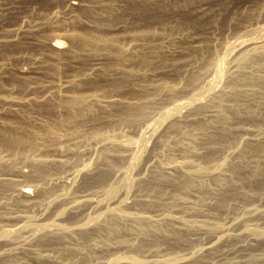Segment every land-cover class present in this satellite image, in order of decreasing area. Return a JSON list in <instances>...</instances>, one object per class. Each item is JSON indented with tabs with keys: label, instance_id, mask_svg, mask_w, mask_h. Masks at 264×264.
Listing matches in <instances>:
<instances>
[{
	"label": "rangeland",
	"instance_id": "1",
	"mask_svg": "<svg viewBox=\"0 0 264 264\" xmlns=\"http://www.w3.org/2000/svg\"><path fill=\"white\" fill-rule=\"evenodd\" d=\"M262 22L264 0H0V95H10L0 101V130L34 141L20 148L0 142V264H104L118 257L154 264H264V237L245 231H264V54L259 62L239 63L240 74L224 71L215 89L205 90L223 45L253 37ZM94 23L111 39L84 47L71 38ZM53 39L60 40L61 51L52 48ZM241 47L234 59L249 46ZM226 83L247 92L218 93ZM51 87L64 89L63 97L96 94L102 103L79 114L58 106L56 98H42ZM17 98L23 101L12 102ZM190 98L188 107L162 120L165 110ZM153 122V135L143 136ZM109 136L133 140V146L119 153L100 150L97 139ZM135 147L138 159L128 163ZM87 161L91 167L85 169ZM113 166L132 177L109 200L103 193L119 176ZM160 166L170 169L161 172ZM199 169L213 175L186 173ZM113 208L164 220L151 225L118 219ZM35 223L66 228L43 233L32 231ZM206 244L209 250L198 249Z\"/></svg>",
	"mask_w": 264,
	"mask_h": 264
},
{
	"label": "bare ground",
	"instance_id": "2",
	"mask_svg": "<svg viewBox=\"0 0 264 264\" xmlns=\"http://www.w3.org/2000/svg\"><path fill=\"white\" fill-rule=\"evenodd\" d=\"M180 1V0H179ZM172 2H174V1H172ZM175 2H176V0H175ZM142 3V2H141ZM139 4V5H141V7H143L142 6V4L144 3H142V4ZM146 3H148V2H146ZM146 3H145V5H146ZM171 3V2H170ZM169 3V4H170ZM135 4V3H134ZM137 5H138V3H136ZM172 4V3H171ZM180 4V3H179ZM188 4V3H187ZM138 5V6H139ZM144 5V4H143ZM190 5H193V4H190ZM201 5V4H200ZM204 5V4H203ZM129 7L131 6V4L129 3V5H128ZM133 6V5H132ZM132 6L130 7L131 9H132ZM136 6V5H135ZM176 6V5H175ZM175 6H173V7H175ZM180 6V5H179ZM199 6V5H198ZM140 7V6H139ZM160 7H162V5H160ZM159 7V8H160ZM164 7H165V4H164ZM187 7H188V5H187ZM128 8V7H127ZM135 9H136V11L138 10L137 9V6L136 7H134ZM144 8H145V6H144ZM177 8V7H176ZM197 8V7H196ZM129 9V8H128ZM130 9V10H131ZM135 9H133V12L135 11ZM161 10L162 9H164L163 7L162 8H160ZM171 9H172V7H171ZM182 9V8H181ZM190 9V8H189ZM200 9V8H199ZM198 9V10H199ZM141 10V9H140ZM149 10V9H148ZM159 10V9H158ZM176 10V9H175ZM202 10V9H201ZM205 10V9H204ZM204 10H202V11H204ZM126 11H128V10H126ZM196 11V10H195ZM201 11V12H202ZM206 11V10H205ZM137 12H140L139 10L137 11ZM143 12V11H142ZM189 12V11H188ZM148 13V12H147ZM159 13V12H158ZM157 13V14H158ZM190 13V12H189ZM202 14V13H201ZM159 15V14H158ZM160 15H162L161 13H160ZM153 16H155V15H153ZM153 16H151V17H153ZM165 16V15H164ZM256 16V15H255ZM157 17V16H156ZM163 16H161V18H162ZM175 17H176V15H175ZM206 17V16H205ZM257 17H258V15H257ZM158 18V17H157ZM160 17H159V19H161ZM194 18V17H193ZM198 18V17H197ZM91 19V18H90ZM94 19V18H93ZM154 19V18H153ZM158 19V21H160ZM164 19V18H163ZM162 19V20H163ZM172 19V18H171ZM203 19V18H202ZM95 20V19H94ZM161 20V21H162ZM93 21V20H92ZM101 20H99V22H100ZM155 21V20H154ZM173 21V20H172ZM261 21V20H260ZM94 22V21H93ZM95 22H97L98 23V20H97V18H96V21ZM181 22V21H180ZM189 22V21H188ZM102 23V22H101ZM101 23H99L100 24V26H101ZM181 23H183V22H181ZM91 24V23H90ZM95 24V23H94ZM160 24H163V23H160ZM179 24V23H178ZM131 25V24H130ZM135 25V24H134ZM100 26H98V25H96L95 24V26H92L93 28L91 29V30H89V31H84V32H81L80 34H75L73 37H71L72 39L73 38H77V40L78 41H80L79 43H80V45L82 46L83 44H84V47L85 46H89V47H92V45H94V43H105V42H107L108 40H110L111 38L110 37H108L107 35H104V33L102 32V30H100ZM103 26V25H102ZM102 26H101V28H102ZM128 26V25H127ZM136 26V25H135ZM147 26V25H146ZM145 26V27H146ZM150 26V25H149ZM149 26H147L148 27V29H149ZM158 26V25H157ZM192 26V25H191ZM139 27V26H138ZM138 27L136 28V30H138ZM141 27H144V26H142L141 25ZM141 27H140V30H141ZM165 27V26H164ZM180 27V26H179ZM184 27V26H183ZM163 28V27H162ZM134 29V28H133ZM175 29V28H174ZM255 31H253L254 32V36L253 37H250V38H240V39H234V40H231L230 42H228V43H226V44H224L223 45V53H222V55L223 56H221V58H219V59H217L216 58V63L214 64V67L212 66L213 64H211V67L213 68L212 69V71H211V69H208L207 68V70H206V72H209V74H210V71H211V73L212 74H210L209 76L210 77H207V78H205V79H207L206 80V85H207V87H206V89L205 88H203V89H205L206 90V94H207V92H209V94H210V91L209 90H211V88H212V91H213V88L215 89V86L216 85H218L217 83H219L220 81H221V77L224 75V71H227V72H233V74H234V72L236 73H239V72H241V70H237V66L239 65V63H241L240 65H242V62L244 61H246L247 62V60L248 59H250L251 58V60L252 61H249V62H253V61H256V62H259L262 58H261V55H263L264 54V23L262 22V23H260L258 26H256L255 28H253ZM154 30V29H153ZM129 31H131V30H129ZM129 31H128V34H129ZM143 33L144 32H147V33H149V32H151V30L149 31H147V28H145V29H143L142 28V30H141ZM140 31V32H141ZM252 31V30H251ZM134 32V31H133ZM138 32V31H137ZM175 32V31H174ZM255 32L257 33V35H255ZM153 33V32H152ZM149 34H151V33H149ZM155 34V33H154ZM161 34V33H160ZM250 34V33H249ZM72 35V34H71ZM143 35V34H142ZM156 35H157V32H156ZM70 36V35H69ZM134 36V35H133ZM147 36V35H146ZM153 36V35H152ZM168 36H170V35H168ZM174 36V35H173ZM172 36V37H173ZM139 37V36H138ZM137 37V38H138ZM142 37H144V36H142ZM148 37H149V39L151 38V35L149 36L148 35ZM156 37V36H155ZM158 37H161V36H158ZM164 37H166L165 35H164ZM130 38H131V36H130ZM154 38V37H153ZM140 39H141V37H140ZM143 39V38H142ZM147 40H149L148 38H146ZM152 39V38H151ZM159 39V38H158ZM163 39V38H162ZM176 39H178V38H176ZM144 40V39H143ZM202 40V39H201ZM146 41V40H145ZM76 42V41H75ZM207 43V42H206ZM205 43V44H206ZM51 44V46H52V48L54 49V50H57V51H61V48H60V46H61V44H60V40H58V39H56V40H54L53 39V41L50 43ZM75 44V43H74ZM73 44V45H74ZM205 44H204V46H205ZM208 44V43H207ZM77 45H78V43H77ZM76 45V46H77ZM80 45L78 46V48L80 47ZM209 45H211V44H209ZM75 46V49L77 48ZM124 46V45H123ZM241 46H249L248 48H246V49H242L243 51L241 52V54L242 55H240V57H237V59L235 58L234 59V57H235V55L232 57L231 55L233 54V53H239V48H242ZM83 47V48H84ZM126 47V46H125ZM77 48V49H78ZM129 48V47H128ZM195 48V47H194ZM121 49V48H120ZM131 49H132V46H131ZM74 50V49H73ZM128 50V49H127ZM199 50V49H198ZM207 50V49H206ZM209 50H210V48H209ZM237 50H238V52H237ZM71 51V50H70ZM76 51V50H75ZM194 51V50H193ZM203 51V50H202ZM205 51V50H204ZM211 51V50H210ZM73 52V51H72ZM131 52V51H130ZM129 52V53H130ZM214 52V51H213ZM128 53V54H129ZM132 53V52H131ZM209 53V52H208ZM202 54H203V52H202ZM210 54V53H209ZM240 54V53H239ZM132 55H134V52H133V54ZM198 55V54H197ZM213 54H211V57L213 58V56H212ZM242 56V57H241ZM260 56V57H259ZM131 57V56H130ZM209 57V56H208ZM231 57L233 58V59H231ZM264 57V56H263ZM248 58V59H247ZM207 59H209V58H207ZM206 59V60H207ZM211 59V58H210ZM214 59V58H213ZM264 59V58H263ZM201 60V59H200ZM236 60H238V61H236ZM208 61V60H207ZM227 61H229V62H231V65L230 66H228V67H226V62ZM264 61V60H263ZM193 62V61H192ZM196 62V61H195ZM243 62V65H245V63ZM210 63H211V61H210ZM209 62H208V64H210ZM212 63H213V61H212ZM254 63V62H253ZM263 63V62H262ZM261 63V64H262ZM251 64V63H250ZM257 64V63H256ZM264 64V63H263ZM262 64V65H263ZM206 65H207V63H206ZM206 65H205V67H206ZM242 65V66H243ZM248 65L249 64H247V67H248ZM255 65V64H254ZM260 65V64H259ZM208 66V65H207ZM261 66V65H260ZM204 66H203V69L205 68ZM210 67V66H209ZM210 67V68H211ZM247 67H246V69H247ZM256 67H258V66H256ZM238 68H239V66H238ZM249 68V67H248ZM260 68V67H259ZM241 69H245V68H241ZM255 69V68H254ZM262 69V68H261ZM252 70V69H251ZM201 71V70H200ZM204 71V70H203ZM243 71V70H242ZM246 71H248V70H244L243 72H246ZM258 71H259V69H258ZM243 72H242V74L241 75H243ZM253 72V71H252ZM252 72H250V70H249V73H252ZM257 72V71H256ZM248 73V74H249ZM255 73V72H254ZM192 74V73H191ZM240 74V73H239ZM238 74V75H239ZM257 74V73H256ZM196 75V74H195ZM229 75V74H228ZM245 75V74H244ZM260 75V74H259ZM258 75V76H259ZM193 76V75H192ZM201 76V75H200ZM203 76V75H202ZM208 76V75H207ZM231 76H232V74H231ZM234 76V75H233ZM237 76V75H236ZM247 76V75H246ZM264 76V75H263ZM229 77V76H228ZM254 77H256L255 75H254ZM236 78H239V82L241 81L240 79H241V76L240 77H236ZM248 78V77H247ZM259 78H262V77H259ZM191 79H193V78H191ZM232 79H235V78H232ZM257 80H259V79H257ZM263 80V79H262ZM189 82V81H188ZM226 82V81H225ZM229 82V81H228ZM227 82V83H228ZM245 82V81H244ZM247 82V81H246ZM251 82V81H250ZM256 82V81H255ZM69 83H70V85H71V80L69 81ZM191 83V82H190ZM193 83V82H192ZM225 84L224 86H223V88L220 90L219 89V91H217L218 93L220 92V94H221V92L222 93H240V92H243V91H246V89H248V88H242V87H239V88H233V87H229L230 85H228V84ZM259 83V82H258ZM261 83V82H260ZM96 84V83H95ZM98 84V83H97ZM248 84H249V82H248ZM252 84V83H251ZM69 84L68 83H65L64 84V88H66L67 86H68ZM240 85V84H239ZM42 86V85H41ZM41 86H40V88H41ZM162 86V85H161ZM164 86V85H163ZM195 86V85H194ZM233 86H235V85H233ZM237 86V85H236ZM240 86H242V85H240ZM253 86V85H252ZM261 86V85H260ZM259 86V87H260ZM39 87V86H38ZM42 87H44V86H42ZM98 87H100L99 85H98ZM97 87V88H98ZM205 87V86H204ZM30 88H32V86L30 87ZM44 88H46L47 89V87H44ZM52 89L47 93V95L46 96H43L42 95V98L44 97V99L47 97V99H48V101L49 102H51L49 99L50 98H56L57 100V104H58V106H63V107H65L66 109H72V108H74L75 110H76V112L77 113H82L83 112V109L85 108L84 106H89V104H94V103H97V104H99L101 101L99 100V97H97L96 96V94L95 95H87L86 94V96L85 95H75V96H67V97H63L62 96V91H64V89H59V88H54V87H51ZM194 88V87H193ZM198 88V87H197ZM250 88V87H249ZM201 89V88H200ZM253 89V88H252ZM45 90V89H44ZM197 90V89H196ZM199 90V89H198ZM251 90V89H250ZM254 90V89H253ZM259 90H260V88H259ZM262 90V89H261ZM264 90V89H263ZM74 91V90H73ZM202 91V90H201ZM201 91L199 90V92L201 93ZM252 91V90H251ZM45 92H47V90L45 91ZM67 93H69L68 91H66ZM203 92H204V90H203ZM202 92V93H203ZM247 92V91H246ZM72 93V92H71ZM71 93H70V95H71ZM77 93V92H76ZM82 93V92H81ZM244 93V92H243ZM63 94H65V92L63 93ZM75 94V93H74ZM89 94V93H88ZM195 94V93H194ZM215 94V93H214ZM217 94V93H216ZM68 95V94H67ZM202 95V94H201ZM225 95V94H224ZM230 95H232V94H230ZM65 96H66V94H65ZM194 96V95H193ZM198 96H200V94L198 95ZM198 96L195 98V99H199L198 98ZM203 96V95H202ZM210 96V95H209ZM219 98H220V96L219 95H217ZM10 97V95L8 94V95H0V101H2V100H7L8 101V98ZM39 97H41V96H39ZM218 97H215V98H218ZM33 98V97H32ZM41 98V99H42ZM204 98H205V94H204ZM208 99H209V97H207ZM28 99V98H27ZM26 99V100H27ZM46 99V100H47ZM202 99H203V97H202ZM37 100V98L35 99H33L32 101H33V103H35L34 101H36ZM39 100H40V98H39ZM43 100V99H42ZM192 100H194V98H190V100L189 101H180V103H176V105H174L173 107H171V108H169V109H167V110H165V112H164V114H163V111H162V113L161 114H163V117H162V120H164L170 113H172V112H174V111H181V109L182 108H184V107H186V105H187V107H188V105H189V103L192 101ZM200 101L199 102H201V98L199 99ZM21 101H23V99L22 98H17V99H15V100H12V102H15V103H20ZM28 101V100H27ZM31 101V100H30ZM44 101V100H43ZM48 101H45V103L46 102H48ZM102 101H104V100H102ZM112 101V100H111ZM111 101H109V102H111ZM115 101V100H114ZM206 101V100H205ZM208 101H210V100H208ZM212 101V100H211ZM37 102V101H36ZM53 102V101H52ZM107 102V101H106ZM192 102H194V101H192ZM196 102H197V100H196ZM42 103V102H41ZM44 103V104H45ZM102 103V102H101ZM103 103H105V101L103 102ZM108 103V102H107ZM212 103V102H211ZM113 105H114V103H112ZM192 104V103H191ZM209 104H210V102H209ZM47 106H48V104H46ZM109 105V104H108ZM53 106V105H52ZM91 106V105H90ZM95 106H97V105H95ZM106 106V105H105ZM203 106V105H202ZM212 106V105H211ZM84 107V108H83ZM199 107V106H198ZM48 108H49V106H48ZM57 108H59V107H57ZM62 108V107H61ZM83 108V109H82ZM88 108V107H87ZM92 108V107H91ZM100 108V107H99ZM89 109V108H88ZM51 110V109H50ZM91 110V109H90ZM89 110V111H90ZM68 111V110H67ZM72 111V110H71ZM74 111V110H73ZM73 111L71 112V113H73ZM86 111V108H85V110H84V112ZM137 112V111H136ZM69 113V112H68ZM74 114L75 113H73V116H74ZM88 114V113H87ZM86 114V115H87ZM135 114V113H134ZM69 115V114H68ZM86 115H84V116H86ZM72 115H70V117H71ZM79 115H77V117H78ZM126 116V115H125ZM129 116H130V114H129ZM74 118V117H73ZM76 118V117H75ZM80 118H82V117H80ZM127 118V117H126ZM131 118H133V117H131ZM123 120V119H122ZM129 120H130V118H129ZM132 120V119H131ZM80 121V120H79ZM61 125V124H60ZM156 125V124H155ZM155 126H154V122L153 123H151L150 125L148 124V126L146 127L145 126V128L143 129V132H142V135L143 136H149V138H150V136H152L153 135V132H154V130H155ZM46 130H45V132L47 133L48 132V129L47 128H45ZM50 129V128H49ZM51 129H53V127H51ZM41 130V129H40ZM37 131V130H36ZM36 131H34V132H32V133H34L33 134V136L35 135V132ZM52 131V130H51ZM32 133H31V131H30V134L32 135ZM37 133H39V132H37ZM37 133H36V135H37ZM41 133V132H40ZM43 133H44V131H43ZM53 133V132H52ZM42 134V133H41ZM51 134V133H50ZM115 134V133H114ZM118 134V133H117ZM36 135H35V137H36ZM58 135V134H57ZM113 136V135H112ZM31 137V136H30ZM45 137V136H44ZM50 137V136H49ZM52 137V136H51ZM58 137V136H57ZM57 137H55V138H57ZM60 137V136H59ZM29 138V137H28ZM54 138V139H55ZM118 138V137H117ZM31 139H33V138H31ZM31 139H28V140H31ZM128 139V138H127ZM120 140V139H116V138H112V137H102V138H99V139H97L98 141L96 142V144H98V147H100V150L101 149H106V148H112V149H115L116 150V152L118 151V153H119V151H128V149L130 148V146H133L132 144H133V140ZM27 137L26 138H24L22 135H18V134H15V133H11V132H7V131H2V130H0V142L1 143H3L4 145L5 144H8V145H17L18 146V148H20L19 146L20 145H22V144H24V143H27ZM36 140V139H35ZM95 140V139H94ZM31 141H33V140H31ZM190 142V141H189ZM33 143H34V141H33ZM36 143V142H35ZM188 143V142H187ZM95 144V143H94ZM7 145V146H8ZM31 145V144H30ZM29 145V146H30ZM36 145V144H35ZM26 146H28V145H26ZM189 146V145H188ZM11 147V146H10ZM97 147V148H98ZM23 148V147H22ZM25 148V147H24ZM29 148V147H28ZM30 149V148H29ZM28 149V150H29ZM33 149V148H32ZM99 149V148H98ZM192 149V148H191ZM108 151H109V149H107ZM106 150V151H107ZM134 150V149H133ZM23 151H25V150H23ZM32 150H30V152H31ZM99 151V150H98ZM22 152V151H21ZM94 152V151H93ZM104 152V151H103ZM131 152H133V151H131ZM229 152V151H228ZM115 153V152H114ZM117 153V154H118ZM105 154H107V153H105ZM111 154V153H110ZM109 154V155H110ZM116 154V155H117ZM129 154H130V151H129ZM28 155V154H27ZM103 155V154H102ZM112 155V154H111ZM119 155V154H118ZM128 155V154H127ZM138 155H139V153H138V151L136 150V147H135V151H134V153L132 154V160L131 161H128V163L130 162V163H132V164H134V162H136L137 161V159H138ZM105 156V155H104ZM112 156H114V154L112 155ZM124 156V155H123ZM30 157V156H29ZM107 157V155L105 156V157H102V159L103 158H106ZM116 157H118V156H116ZM121 157V156H120ZM119 157V158H120ZM128 157V156H127ZM130 157V156H129ZM101 158V157H100ZM108 158H109V156H108ZM183 158H185V157H183ZM222 158H224V157H222ZM34 159V158H33ZM115 159V158H114ZM117 159V158H116ZM115 159V160H116ZM40 160V159H39ZM38 160V161H39ZM103 160H107V159H103ZM110 160V159H109ZM108 160V161H109ZM120 160V159H119ZM96 161H98V160H96ZM177 161V160H176ZM221 161V160H220ZM88 162V161H87ZM162 162V161H161ZM188 162V161H187ZM39 163H40V161H39ZM107 164H108V162H106ZM163 163V162H162ZM161 163V164H162ZM175 163V162H174ZM37 164V163H36ZM104 164V163H103ZM110 164V163H109ZM109 164H108V166H109ZM167 164V163H166ZM166 164H165V166H166ZM176 164H179V163H177L176 162ZM184 164V163H183ZM129 165V164H128ZM131 165V164H130ZM159 165V164H158ZM157 165V166H158ZM225 165V164H224ZM112 166V165H111ZM162 166V165H161ZM160 166V167H161ZM165 166H164V168H165ZM173 166V165H172ZM181 166V165H180ZM201 166V165H200ZM84 167H85V169L86 168H90L91 167V165H90V162H88V163H85V165H84ZM175 167H176V169H177V165H174L173 166V168L175 169ZM188 167H189V165H188ZM199 167V166H198ZM197 167V168H198ZM208 167V166H207ZM215 167H216V165H215ZM218 167V166H217ZM224 167V166H223ZM110 168V167H109ZM162 168V167H161ZM166 168H168V167H166ZM163 169V170H160L161 172H164V170L166 171L167 169ZM178 168H179V166H178ZM196 168V169H197ZM202 168V167H201ZM200 168V169H201ZM221 168V167H220ZM107 169V168H106ZM106 169H105V171H106ZM168 169H170V168H168ZM181 169V168H180ZM191 169V168H190ZM200 169H199V172L197 171V172H194V173H191V172H187L186 171V173H187V175H189V176H198V177H200V176H206V175H211L213 172L211 171H206V169L205 170H201L202 172H200ZM209 169V168H208ZM212 169V168H211ZM210 169V170H211ZM101 170H103V169H101ZM112 170H115V171H119V176H118V178L115 180V181H112V182H110V180H113V179H110L109 180V185H108V187H107V189L104 191V197H106L107 199L109 198V200H114V196H115V194H117V192H119V190L123 187H125L127 184H128V179H129V177H132V176H130V170H127V169H124V168H117V167H115V166H113V168H112ZM178 170V169H177ZM198 170V169H197ZM213 170H215V168L213 169ZM220 170V169H219ZM88 171H90L89 169H88ZM100 171V170H99ZM159 171V170H158ZM170 171H172V169L170 170ZM174 171V170H173ZM176 171V170H175ZM224 171V170H223ZM104 172V171H103ZM107 172L108 171H106V174H104V175H102V172H101V175L102 176H100L99 178H98V180L99 179H101V178H103V177H106V175H107ZM111 172V171H110ZM113 172V171H112ZM178 172H179V170H178ZM177 172V173H178ZM117 173V172H116ZM116 173H114L113 172V176H115L116 175ZM172 173V172H171ZM173 173H175V172H173ZM115 174V175H114ZM158 174H160L159 172H158ZM216 174V173H215ZM97 175V174H96ZM112 175V174H111ZM176 175V174H175ZM186 175V174H185ZM213 175V174H212ZM217 175V174H216ZM219 176H220V174H218ZM222 175V174H221ZM179 176V175H178ZM150 177V176H149ZM221 177V176H220ZM226 177H227V175H226ZM112 178V177H111ZM115 178H116V176H115ZM114 178V179H115ZM193 178V177H192ZM213 178V177H212ZM150 179V178H149ZM223 179H225V176H224V178ZM223 179H222V181H223ZM104 180H106V179H104ZM103 180V181H104ZM136 180V179H135ZM138 180V179H137ZM151 180V179H150ZM190 181V180H189ZM219 181H221V179L219 180ZM219 181H217V182H219ZM131 182V181H130ZM148 182V181H147ZM191 182V181H190ZM216 182V183H217ZM143 183H145L144 181H143ZM222 183V182H221ZM220 184V183H219ZM224 184V183H223ZM128 186V185H127ZM147 186H148V184H147ZM125 189V188H124ZM126 190V189H125ZM122 202V201H121ZM119 203V202H118ZM114 209V208H113ZM112 209V210H113ZM119 209V208H118ZM118 209H114L113 210V215L115 216V217H118V219L120 218V219H131V220H133V221H136V223H139V222H143V221H147V222H152L151 223V225L153 224V222L155 223V222H157V220L158 221H160L161 219H162V217H164V216H158V218H150V217H148V216H143V215H138L137 213L136 214H134L133 212L132 213H123L122 212V210L121 211H119ZM111 210V211H112ZM251 211V210H250ZM254 211H256L257 212V210H254L253 209V212ZM252 212V213H253ZM258 213V212H257ZM261 213H264V210H261ZM254 215V214H253ZM157 217V216H156ZM248 217V216H247ZM166 218V217H165ZM160 219V220H159ZM166 219H168V218H166ZM162 220H164V219H162ZM169 220V219H168ZM234 220V219H233ZM241 220V219H240ZM120 221V220H119ZM125 221H127V220H125ZM130 221V220H129ZM130 222H132V221H130ZM161 222V221H160ZM160 222H158V224L160 223ZM44 223V222H43ZM116 223V222H115ZM124 223V222H123ZM133 223V222H132ZM135 223V222H134ZM227 223V222H226ZM234 223H236V222H234ZM30 224H32V223H30ZM30 224H25L26 226H24V224H23V226L24 227H27V226H30ZM141 224V223H140ZM143 224H144V222H143ZM158 224H156V225H158ZM238 224V223H237ZM134 225H136V224H134ZM147 225V224H146ZM203 225V224H202ZM32 226V225H31ZM133 226V224L132 225H130V228ZM138 226H140L139 224H138ZM155 225H153V227H154ZM201 226V225H200ZM246 226V225H245ZM68 227V226H67ZM134 227V226H133ZM137 227V226H136ZM143 227V229H144V225L142 226ZM142 227H140V228H142ZM148 227V226H147ZM152 227V228H153ZM216 227V226H215ZM214 227V228H215ZM64 228H66V227H64V226H60V225H54V224H52V223H50V224H45V225H43V226H38L36 223H35V225L33 224V226H32V231H40V232H43V233H49V232H51V231H53V229H55V230H63ZM135 228V227H134ZM138 228V227H137ZM136 228V229H137ZM139 228V229H140ZM146 228V227H145ZM157 227H155V228H153V229H156ZM159 228V227H158ZM157 228V229H158ZM217 228V227H216ZM221 228V232H224L223 231V229H222V227H220ZM219 228V229H220ZM257 228V227H256ZM256 228H248L247 227V229L245 230L246 231V233H248V235H250V236H255V237H259V238H261L260 236H262V237H264V231H262V230H259V229H256ZM21 229V228H20ZM25 229V228H24ZM27 229H29V228H27ZM69 229V228H68ZM226 229V228H225ZM135 230V229H134ZM146 230V229H145ZM216 230V229H215ZM238 230V229H237ZM236 230V231H237ZM137 231V230H136ZM141 231V230H140ZM245 231H244V233H245ZM131 232H133V231H131ZM220 232V233H221ZM240 232V231H239ZM111 233H112V231H111ZM134 233H135V231H134ZM225 233V232H224ZM238 233V232H237ZM243 233V234H244ZM113 234V233H112ZM141 234H142V232H141ZM218 234V233H217ZM234 234V233H233ZM242 233H240L239 235H241ZM232 235V234H231ZM235 236V235H234ZM242 236V235H241ZM249 236V237H250ZM218 237V236H217ZM216 237V238H217ZM230 237V236H229ZM239 236L237 235V238H238ZM243 238V237H242ZM251 238V237H250ZM233 239V238H232ZM252 239V238H251ZM256 238H254V239H252V240H255ZM223 241V240H222ZM204 244H205V242H204ZM210 246L209 245H207L206 244V246H201L200 248H198V249H200L201 251L202 250H209L210 248H209ZM199 250V251H200ZM196 251V250H195ZM198 251V250H197ZM185 253V252H184ZM197 253V252H196ZM190 255V254H189ZM191 256V255H190ZM184 257V256H183ZM113 259V258H112ZM153 259H155V258H153ZM167 259V258H166ZM111 260V259H110ZM159 260V259H158ZM157 260V261H158ZM167 260H169V259H167ZM175 260V259H174ZM183 260V259H182ZM99 261V260H98ZM103 261V260H102ZM101 261V262H102ZM124 262L125 264H154V261H152V260H150V261H148V260H144V259H137V258H135V257H125V259H123V258H120V257H118V258H116V259H114V260H111L110 262H108L107 261V263H104V264H115V263H118V262ZM156 261V260H155ZM156 261V262H157ZM160 261V260H159ZM178 261H179V259H178ZM106 262V261H105ZM160 262H162V261H160ZM168 262V261H167ZM167 262H165L166 264H167ZM172 262V261H171ZM174 262H176V261H174ZM123 263V264H124ZM165 263H162V264H165ZM159 264V263H158ZM169 264V263H168Z\"/></svg>",
	"mask_w": 264,
	"mask_h": 264
}]
</instances>
